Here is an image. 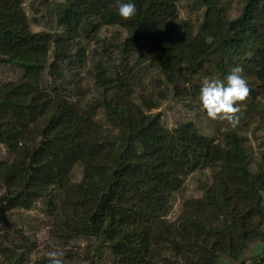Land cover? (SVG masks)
<instances>
[{"label": "trees", "instance_id": "obj_1", "mask_svg": "<svg viewBox=\"0 0 264 264\" xmlns=\"http://www.w3.org/2000/svg\"><path fill=\"white\" fill-rule=\"evenodd\" d=\"M25 1L0 0V65L23 70L19 80L0 82V144L12 155L0 160V227L8 211L30 210L43 199L53 238H98L113 264H264L256 257L264 250V144L252 169L248 139L234 129L218 139L192 122L168 129L150 113L159 104L145 96L135 101L129 62L139 54L191 100L202 84L189 75L217 53L224 78L225 63L241 62L244 78L264 82V0H243L234 19L223 11L225 0H198L205 16L196 33L172 23L180 0H133L137 12L128 20L117 14L118 0H63L56 33L32 31ZM108 25L127 35L115 46L120 69L100 60L95 100L63 96L70 73L87 65V42ZM203 167L211 168L212 182L170 221L175 194ZM252 246L257 255L247 257ZM15 247L0 239V264H22L25 252Z\"/></svg>", "mask_w": 264, "mask_h": 264}, {"label": "rangeland", "instance_id": "obj_2", "mask_svg": "<svg viewBox=\"0 0 264 264\" xmlns=\"http://www.w3.org/2000/svg\"><path fill=\"white\" fill-rule=\"evenodd\" d=\"M61 2L63 0H26L23 8L28 16L32 31L60 32L62 29L57 24L56 13ZM243 5V0H225L222 7L226 16L229 19H234L240 15ZM204 16L205 8L198 0H180L172 23L180 31L184 25H188L192 28V32L196 33L204 21ZM126 36V32L120 26L108 25L101 28L97 41H86L87 65L76 73H70L65 87H61L62 95L67 97L82 95L85 96V99L80 100L84 102L97 99L101 90L95 81V67L100 60H107L110 67L115 71L119 70L121 57L115 50V46ZM220 60L221 55L215 54L213 59L205 63L204 69L199 74L189 76L194 83L200 85L205 79L224 81L225 78L216 65V61ZM129 62L136 76L135 101L141 103L145 96L159 104L150 113L160 114L165 127L173 130L182 123L192 122L200 133L216 139L220 138L223 132L234 129L247 137V150L254 162L252 169H255L264 144V82L255 77L245 78L248 87L253 88V91H249L244 101L238 102L239 112L236 113L238 122L232 126L224 120L210 119L200 106L199 100H191L190 97L178 94L172 86L165 83L164 78L149 64L148 60L139 57V54L131 58ZM225 65L231 70L232 66L227 63ZM238 65L241 66V62ZM22 75L23 70L15 65L10 63L0 65V82L17 81ZM44 79L45 84L48 85L47 71ZM182 83L185 85L184 82ZM187 86L189 87V85ZM254 107L257 109L254 110ZM99 111V119L104 120V113L102 110ZM11 159L12 155L7 148L0 144V160L11 161ZM82 171L81 166L74 169L73 179L77 182L82 177ZM211 182L212 170L209 167L199 168L189 174L183 187L172 199V207L167 218L174 221L182 212L184 201L202 197L206 186ZM3 193L4 190L0 187V197ZM6 215L7 223L0 227V239L5 240L12 247L16 246L18 252H25L22 264H39L42 259H47L50 251L62 252L61 259L65 260L67 264H113L109 245L98 238H78L69 243H63L53 238L51 233L53 220L47 213L46 200L37 201L30 210H10ZM253 247L246 253L247 257L257 255V250L254 251ZM256 257L259 259L264 257V250ZM221 264L231 263L224 258Z\"/></svg>", "mask_w": 264, "mask_h": 264}, {"label": "clouds", "instance_id": "obj_3", "mask_svg": "<svg viewBox=\"0 0 264 264\" xmlns=\"http://www.w3.org/2000/svg\"><path fill=\"white\" fill-rule=\"evenodd\" d=\"M137 9L133 0H118L117 14L128 20L136 15ZM244 69L240 65L231 68L224 81L205 79L198 94L200 106L212 120H224L232 126L238 122V102L244 101L249 94L248 82L244 78ZM62 252L50 251L47 264H63Z\"/></svg>", "mask_w": 264, "mask_h": 264}]
</instances>
